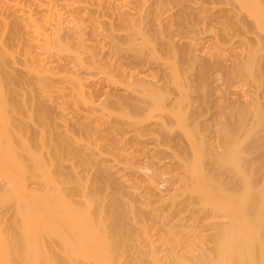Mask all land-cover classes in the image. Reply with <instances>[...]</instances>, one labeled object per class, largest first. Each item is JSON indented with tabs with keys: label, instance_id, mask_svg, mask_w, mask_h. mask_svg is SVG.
I'll return each mask as SVG.
<instances>
[{
	"label": "rangeland",
	"instance_id": "1",
	"mask_svg": "<svg viewBox=\"0 0 264 264\" xmlns=\"http://www.w3.org/2000/svg\"><path fill=\"white\" fill-rule=\"evenodd\" d=\"M11 2L0 264H264V0H76L34 47Z\"/></svg>",
	"mask_w": 264,
	"mask_h": 264
},
{
	"label": "bare ground",
	"instance_id": "2",
	"mask_svg": "<svg viewBox=\"0 0 264 264\" xmlns=\"http://www.w3.org/2000/svg\"><path fill=\"white\" fill-rule=\"evenodd\" d=\"M9 1V3L11 2V0H0V10H1V12H3V13H0V15L2 14H4V12H5V14H9V11L8 12H6V11H2V8H1V6H3V9H6V7L4 8V6H5V4H7L6 2H8ZM73 0H14L13 2L14 3H12V5L14 6L13 7V10L16 12V14H15V17H16V22H19L20 23V25H22V26H25L26 28H27V31H28V33H26V32H24V33H26L27 35L29 34V32H31L30 34H32V35H28L27 37L28 38H30V40H31V38H32V40H33V38H34V36H35V38H36V36H42L41 38H43L44 39V41L48 44L49 42H53L54 40H50L49 41V39H51L50 37V35H52V32H53V34L54 35H52L54 38L56 37L57 39H62V37H61V35H62V30H63V28L61 29V26H62V22H63V19L65 18V20H67L66 18H68V16L70 15V14H72V10L74 9V10H78V9H75V4H74V1H76V0H74L73 2H72ZM78 1V0H77ZM81 1V0H80ZM2 2H5V4H3ZM100 2V1H99ZM79 3V2H78ZM197 3V2H196ZM3 4V5H2ZM11 5V4H10ZM11 5V6H12ZM79 5V4H78ZM73 6V8H71ZM80 6V5H79ZM76 8H78V7H76ZM72 9V10H71ZM83 9H84V7H83ZM167 12L168 13H170V12H172V11H174V8H173V6H171V7H168L167 6ZM165 12H166V9H165V11H164V14H165ZM78 13V12H77ZM83 13V12H82ZM81 13V14H82ZM89 13V12H88ZM92 13H93V11H92ZM74 14L77 16V14L74 12ZM74 14H72V15H70V16H73ZM79 14V13H78ZM86 14V13H85ZM1 15V16H2ZM74 15V16H75ZM4 16V15H3ZM2 16V17H3ZM6 16V15H5ZM8 16V15H7ZM6 16V17H7ZM70 16H69V18H70ZM76 16H75V18H76ZM6 17H4V18H1V21H3V19H5V20H9V16L6 18ZM78 17V19H80L79 18V15L77 16ZM68 18V19H69ZM73 18L74 17H72V19H69V22H70V20L72 21L73 20ZM93 18V17H92ZM74 22L76 21H78L77 19H74L73 20ZM81 21V20H80ZM97 21V20H96ZM99 21V20H98ZM8 22V21H7ZM7 22H2L4 25L7 23ZM66 22V21H65ZM65 22H64V24H65ZM68 22V21H67ZM68 22V23H69ZM74 23L75 25L79 22H77V23ZM90 22H91V20H90ZM93 22V21H92ZM101 22V21H100ZM1 23V24H2ZM9 23V22H8ZM7 23V24H8ZM18 23V24H19ZM72 23V22H71ZM82 22H80V24H81ZM99 23V22H98ZM63 24V25H64ZM67 24V23H66ZM83 24V23H82ZM45 25H46V27H48V29L45 27ZM68 26V25H67ZM73 26V25H72ZM95 26V25H94ZM98 26V25H97ZM24 27V28H25ZM76 27V26H75ZM77 27H79V26H77ZM19 28H22V27H18V29ZM23 28V29H24ZM46 28V29H45ZM95 28H96V26H95ZM94 28V29H95ZM23 29H21V30H23ZM37 29V30H36ZM50 29V30H49ZM69 29H71V28H69ZM106 29V28H105ZM31 30H34V31H31ZM47 30H49V31H52L51 33H49V31H47ZM68 30V29H67ZM141 30V29H140ZM24 31V30H23ZM71 31V30H70ZM78 31H80V29L78 30ZM99 31H100V29H99ZM110 31V30H109ZM72 32V31H71ZM76 32H77V30H76ZM92 32H93V30H92ZM36 33H38V35H36ZM64 33H66V31L64 32ZM96 33V32H95ZM101 33V32H100ZM107 33H109V32H107ZM33 34H34V36H33ZM72 34V33H71ZM77 34V33H76ZM56 35V36H55ZM66 35V34H65ZM79 35V34H78ZM107 35V34H106ZM114 35V34H113ZM112 35V36H113ZM31 36V37H30ZM33 36V37H32ZM69 36H71V35H69ZM83 36V35H82ZM39 37V38H40ZM66 37V36H65ZM35 38H34V40L33 41H35V42H33L32 40L30 41V44L33 42L34 44H36V41L39 43V44H41L40 42H39V38H37V40H35ZM40 38V40H42ZM67 38V37H66ZM93 38H95V37H93ZM104 38V37H103ZM107 38H108V36H107ZM20 39V38H19ZM53 39V38H52ZM67 39H69V38H67ZM79 39V38H78ZM81 39V38H80ZM113 39V38H112ZM21 40V39H20ZM28 40V39H27ZM85 39H83V41H84ZM22 41V40H21ZM29 41V40H28ZM43 41V40H42ZM43 41V43H45ZM75 41V40H74ZM81 41V40H80ZM90 41V40H89ZM18 42H20V41H18ZM62 41L60 40V42L59 43H61ZM70 42V41H69ZM76 42V41H75ZM99 42V41H98ZM32 43V44H33ZM37 43V44H38ZM56 43H57V41H56ZM73 43V42H72ZM31 44V45H32ZM33 44V47L35 46ZM62 44V43H61ZM60 44V45H61ZM66 44H67V41H66ZM87 44V43H86ZM89 44V43H88ZM99 44V43H98ZM43 45V44H42ZM46 44H44L43 46H45ZM50 44H48V45H46V46H49ZM72 45V44H71ZM77 45V44H76ZM80 45H82V44H80ZM39 46V45H38ZM41 46V45H40ZM73 46V45H72ZM37 47V46H36ZM35 47V48H36ZM77 47V46H76ZM40 48V47H39ZM97 48V47H96ZM102 48V47H101ZM34 49V48H33ZM43 49V48H42ZM76 49V48H75ZM96 50V49H95ZM34 51V53H36V51H35V49L33 50ZM72 51H74V50H72ZM98 51V50H97ZM28 52V51H27ZM78 52V51H77ZM88 52V51H87ZM31 53H32V51H31ZM30 54V53H29ZM79 54V53H78ZM31 55V54H30ZM32 55H33V53H32ZM36 55H38V53L36 54ZM77 56V55H76ZM79 57V56H78ZM35 58H36V56H35ZM40 58V57H39ZM38 59V58H37ZM33 60H35V59H33ZM40 60H42L41 58H40ZM44 60V59H43ZM42 60V61H43ZM50 60H52V59H50ZM49 60V61H50ZM36 62H37V64L35 63L34 65L36 66V65H38L39 64V60L37 61V60H35ZM34 61V62H35ZM46 62H48V61H45V63ZM42 63V62H41ZM52 63V65H53V63L54 62H51ZM50 64V63H49ZM40 65V64H39ZM38 65V66H39ZM45 65V64H44ZM41 66V65H40ZM43 66V65H42ZM51 66V65H50ZM85 68V67H84ZM143 68V67H142ZM79 70V69H78ZM71 71H72V69H71ZM151 71V70H150ZM79 72H81L80 70L77 72H75V74H73V73H71V75L70 76H68L69 77V79H70V81H72V82H75L76 81V84L78 83H80L81 81H80V75H79ZM82 74V73H81ZM150 74V73H149ZM144 75V74H143ZM138 76V75H137ZM152 76V75H151ZM144 77V76H143ZM150 78V77H149ZM73 80H75V81H73ZM148 80V79H147ZM150 81V80H149ZM148 81V82H149ZM151 82V81H150ZM81 84V83H80ZM117 170H119V169H117ZM121 171V170H120ZM123 171V170H122ZM125 171V170H124ZM125 172H127V171H125ZM125 172H124V174H125ZM119 173V172H118ZM123 172H121L120 174H122ZM123 174V175H124ZM157 174V173H156ZM156 174H152V176L151 177H149V179H148V181L146 180V183L147 182H149L152 186L153 185H155V179L153 178L154 176L153 175H156ZM159 175V174H158ZM160 176V175H159ZM123 177V176H122ZM122 177H120V179L122 178ZM148 177V176H147ZM157 178V177H156ZM159 178V177H158ZM161 180V179H160ZM126 181V180H125ZM130 181V180H129ZM127 182H128V179H127ZM124 183V182H123ZM148 183V184H149ZM149 184V185H150ZM150 185V186H151ZM157 185V184H156ZM155 185V186H156ZM154 186V187H155ZM158 187V186H157ZM152 188V187H151ZM153 189V188H152ZM222 193H223V191H222ZM260 195V194H259ZM149 198V197H148ZM152 208V207H151ZM154 209H156V208H154ZM154 211V210H153ZM175 211V210H174ZM179 211V210H178ZM176 212V211H175ZM168 221V220H167ZM166 223V222H165ZM165 227V226H164ZM257 233V235H260V232H256ZM264 236V235H263ZM264 238V237H263ZM260 239H261V236H258L257 237V240H258V242H257V244L259 245V248L261 249V256L263 257L264 256V242L262 243V241H260ZM231 241V240H230ZM250 241H251V238L249 237V236H246V237H244V238H242V241H240L241 242V244H242V253L244 254H242L244 257L245 256H248V259L249 258H251V257H253L252 256V247H251V244H250ZM236 251L234 250V253H235ZM263 259V258H262ZM251 260V259H250ZM252 262V261H251ZM243 263V262H242Z\"/></svg>",
	"mask_w": 264,
	"mask_h": 264
}]
</instances>
